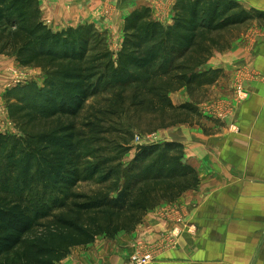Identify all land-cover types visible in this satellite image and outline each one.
<instances>
[{"label":"trees","instance_id":"1","mask_svg":"<svg viewBox=\"0 0 264 264\" xmlns=\"http://www.w3.org/2000/svg\"><path fill=\"white\" fill-rule=\"evenodd\" d=\"M174 12L167 26L148 8L133 12L114 53L95 25L56 32L38 0H0V56L44 73L42 83L3 97L16 132L0 125V264H60L74 248L134 231L199 187L181 143L135 139L199 125V104L176 106L170 95L187 88L195 99L215 85L222 71L203 67L228 49L222 34L264 14L233 0H178ZM100 97L106 107L83 125L99 131L81 138L79 117ZM83 179L99 186L93 196L75 191Z\"/></svg>","mask_w":264,"mask_h":264},{"label":"crops","instance_id":"2","mask_svg":"<svg viewBox=\"0 0 264 264\" xmlns=\"http://www.w3.org/2000/svg\"><path fill=\"white\" fill-rule=\"evenodd\" d=\"M38 1L51 29L61 32L95 25L109 35L114 53L122 47L126 19L143 2L114 0L110 4L115 12L108 16L103 13L104 0ZM257 9L264 14V8ZM169 19L156 20L167 26L173 22ZM249 34L233 41L223 54L215 52L203 67L204 71L221 70L218 82L246 67L242 84L246 97L236 103L233 115L221 121L201 113L199 125H180L153 135L157 143L184 146L186 161L199 174V187L175 204L150 212L134 231L121 232L113 239L101 236L90 245L74 248L60 264H127L137 250L156 245L164 233L174 230L175 224L161 216L174 205L182 209L185 219L177 226V244L151 264H264V39L249 38ZM7 58L0 56L1 96L6 93ZM233 96L231 91L224 97L233 100ZM170 97L176 106L195 102L187 88Z\"/></svg>","mask_w":264,"mask_h":264},{"label":"rangeland","instance_id":"3","mask_svg":"<svg viewBox=\"0 0 264 264\" xmlns=\"http://www.w3.org/2000/svg\"><path fill=\"white\" fill-rule=\"evenodd\" d=\"M106 2L105 9L103 10L104 15H112V13L115 12V7L111 5L114 0H104ZM242 5V7L249 12H258L257 8H264V2L262 0H233ZM116 2V1H115ZM178 0H143V2H140L136 5V10L140 8H148L152 11L153 16L156 19H162L164 18V21L169 19H174L175 12L174 8L177 4ZM128 3V2H127ZM144 3V4H143ZM260 12V11H259ZM249 38L255 39L257 36L259 38L264 39V20H253L249 21L248 23L242 25L238 29H228L225 31L222 35V40L229 41L230 45L228 48H231V43L235 41L237 38H239L243 34H248ZM107 39L109 40V35H107ZM219 54H223V52H220ZM8 60V68L5 72V78L3 80L4 89L7 91L8 89L17 87V79L22 78L24 81L32 82L36 81L38 83H42L44 76V73L41 70L38 69H30V68H23L20 65H18V62L15 61V59L7 58ZM240 69V68H239ZM238 69V70H239ZM246 69L241 68L239 73L236 74V76H229L226 77V79H222L220 82L215 84V86L210 87L209 89L204 88L203 91H196L195 96V102H197L199 105V110L202 115H206L209 117H212L209 115V113L205 110L207 108H211L214 111L217 112H224L226 114H229L228 117L232 116L234 112V106H236L239 102V96H238V87L243 84V80L245 78L244 72ZM249 71V68H248ZM27 82V83H28ZM20 86V85H18ZM233 92L234 96L232 97L233 100L226 98L227 93ZM2 92L0 91V125L5 133H15L16 130L14 129V125L9 120L7 109H6V102L4 100V95L1 96ZM241 100V99H240ZM105 99L104 97L100 98H94L86 107L83 114L79 117V124H80V137H90L91 135L97 133L99 131L98 127H91L87 128L83 125H86V121L91 119L92 121L98 120V118L93 115L91 118V115L95 113V110L100 108H105ZM213 118V117H212ZM227 119V118H226ZM225 119V120H226ZM217 120L224 121V119L218 118ZM147 144H153L157 143L158 139L154 138L153 135L150 136V138L144 140ZM135 143V142H134ZM136 144V143H135ZM132 154V153H131ZM129 155L126 160L125 164L126 166L132 161L133 157L132 155ZM81 165H83V174L88 175V173L92 172V166L88 164V162H83ZM99 186L96 185L95 182L84 180L77 186L76 190L77 193H82L84 195H90L93 196L98 191ZM35 199H38L42 201L43 194L40 189L37 190L36 195H34Z\"/></svg>","mask_w":264,"mask_h":264},{"label":"built area","instance_id":"4","mask_svg":"<svg viewBox=\"0 0 264 264\" xmlns=\"http://www.w3.org/2000/svg\"><path fill=\"white\" fill-rule=\"evenodd\" d=\"M27 82L28 81H24L22 78L17 79L16 81L17 86L24 85ZM238 96L242 100H244L246 97V93L243 91L242 84L238 87ZM205 110L209 113V115L216 119L220 118L225 120L229 116V114H226L224 112H217L212 110L211 108H207ZM146 139H140L139 137H137L135 139V143L141 144ZM161 216L163 217V219L175 224L174 230H171L170 233H164L161 240L156 245L148 246L145 248L142 247L137 250L127 264H151L157 258V256L160 255L161 252L172 248L177 244V239L180 233L177 226L183 223L185 220L182 209L175 205L169 206L161 213Z\"/></svg>","mask_w":264,"mask_h":264}]
</instances>
